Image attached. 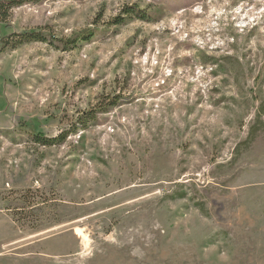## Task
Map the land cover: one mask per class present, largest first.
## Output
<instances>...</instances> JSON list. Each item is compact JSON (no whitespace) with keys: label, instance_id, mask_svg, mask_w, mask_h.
<instances>
[{"label":"rangeland","instance_id":"374dc122","mask_svg":"<svg viewBox=\"0 0 264 264\" xmlns=\"http://www.w3.org/2000/svg\"><path fill=\"white\" fill-rule=\"evenodd\" d=\"M29 30L54 44L0 52V264H264V0H34L0 22Z\"/></svg>","mask_w":264,"mask_h":264},{"label":"trees","instance_id":"16d2710c","mask_svg":"<svg viewBox=\"0 0 264 264\" xmlns=\"http://www.w3.org/2000/svg\"><path fill=\"white\" fill-rule=\"evenodd\" d=\"M34 0H0V22L7 23L8 17L10 15V11L18 6L24 5L26 3L32 2ZM127 14H134L133 7H128L125 10ZM139 17L145 18L146 15H139L138 12L136 13ZM91 34L88 35H81L76 37H69V38H60L59 42L62 43L63 49H69L77 46L78 42L81 40H89ZM33 41H43V42H50L52 44L53 41L50 40V36L42 31L37 30H29V31H22V32H13L7 35H4L0 38V52H3L7 49H14L22 44L33 42ZM95 115L90 114L87 115L86 118H93ZM73 131H76L73 130ZM68 132H61L60 134L54 137H46L41 133H33L32 138L35 142L40 143L41 145H54L60 144L65 141Z\"/></svg>","mask_w":264,"mask_h":264}]
</instances>
